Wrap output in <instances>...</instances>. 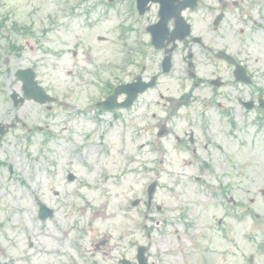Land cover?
<instances>
[{
    "label": "rangeland",
    "instance_id": "374dc122",
    "mask_svg": "<svg viewBox=\"0 0 264 264\" xmlns=\"http://www.w3.org/2000/svg\"><path fill=\"white\" fill-rule=\"evenodd\" d=\"M99 1L0 0V20L7 27L0 29V123L20 121L0 144V241L6 253L14 247L18 257L31 249L36 256H50L42 235L57 238L67 231L65 239L74 245L55 242L65 251L63 259L53 256L58 264L99 262L103 246L113 248L110 258L133 259L137 246H144L147 256L171 264H200L205 249L215 259L211 264H246L264 236V135L224 125L214 131L218 122L212 113L196 118L201 106L190 98L180 112L202 126L175 119L161 140L156 132L166 111L154 105L155 95L151 104L145 96L128 112H98L94 102L103 98L104 85L116 73L117 35L123 36L121 28L129 23L124 0L107 8ZM13 23L31 28L40 47L8 61V44L21 42L9 31ZM31 65L54 102L26 100L14 108L9 95H22L14 71ZM178 78H184L181 68L162 79L160 89L170 86L187 95L190 85ZM199 92L193 96L207 100L208 94ZM190 129L197 138L196 154L176 148L175 138ZM153 180L158 185L147 207L145 190ZM113 195L128 213L108 206ZM17 196L22 197L18 202ZM34 198L54 211L52 219H37ZM135 200L140 203L133 207ZM103 207L116 218L94 220ZM101 242L105 245L95 251ZM0 260L5 263L7 257ZM257 264H264V256Z\"/></svg>",
    "mask_w": 264,
    "mask_h": 264
},
{
    "label": "flooded vegetation",
    "instance_id": "af4514ba",
    "mask_svg": "<svg viewBox=\"0 0 264 264\" xmlns=\"http://www.w3.org/2000/svg\"><path fill=\"white\" fill-rule=\"evenodd\" d=\"M157 14L158 5L149 3L148 11L138 17L141 22L145 20L144 33L147 27L157 22ZM149 16H152L151 21ZM155 36L160 40L161 49L152 46L153 37L147 34L146 57L139 54V58L145 57L147 61L134 65L135 71L131 70L126 76V82L139 78L145 84L155 77L154 87L143 93L140 99L156 90L159 99L167 100L178 109L184 101L173 98L175 95L169 87L160 89V81L181 68L194 89L204 86L209 90L211 116L216 121H246L250 118L259 124L264 120V109L259 108V100L264 108V0H176L161 17V26ZM182 36L184 39L179 41ZM133 59L134 63L138 61L136 56ZM164 61L169 66L167 74L162 73ZM155 103L159 104L158 101ZM170 117L180 119L169 110L167 120ZM197 117L201 119L202 114ZM182 118L191 121L190 115ZM214 128L222 127L215 124ZM109 258L108 255L97 259L99 262H77L122 264L126 259ZM105 260L111 261L106 263ZM126 261L127 264H136L134 259ZM43 263L59 262L55 257H49L36 264ZM147 264H151L148 259Z\"/></svg>",
    "mask_w": 264,
    "mask_h": 264
},
{
    "label": "bare ground",
    "instance_id": "6f19581e",
    "mask_svg": "<svg viewBox=\"0 0 264 264\" xmlns=\"http://www.w3.org/2000/svg\"><path fill=\"white\" fill-rule=\"evenodd\" d=\"M67 107H69V105H67ZM22 197L21 196H17L16 198V202H18L19 200H21ZM119 196H115L113 195L108 202V206H110L111 208H114L116 210H120L122 209L125 213H128V211L126 210L125 206L121 203V201L118 200ZM116 200V201H115ZM104 209L102 210H98L95 211L93 214V219H101L102 221H110L116 218L117 213H107L106 212V207H103ZM19 218L16 217L14 219L13 222H18ZM62 236L63 238H66L67 236V232L66 231H62ZM42 240H43V246L46 249V252H51V254H57L60 255L59 251H54V243L55 240L50 236V235H42ZM33 263H41L43 260L40 258H33ZM15 264H19L18 261L15 262Z\"/></svg>",
    "mask_w": 264,
    "mask_h": 264
},
{
    "label": "water",
    "instance_id": "95a60500",
    "mask_svg": "<svg viewBox=\"0 0 264 264\" xmlns=\"http://www.w3.org/2000/svg\"><path fill=\"white\" fill-rule=\"evenodd\" d=\"M26 93L30 96L33 97L34 99L38 100L39 102H43V100H41L39 98L38 93L36 92V90L34 89V87L29 86L28 84H26ZM112 98H110L111 100ZM155 188V183L151 184L150 187L148 188V198L150 200L151 195L154 191ZM137 204V202H135L133 205ZM50 214V211L46 210L44 207H40V213L39 216L41 219H45L47 215ZM143 254V248H140L138 250V255L139 257Z\"/></svg>",
    "mask_w": 264,
    "mask_h": 264
}]
</instances>
